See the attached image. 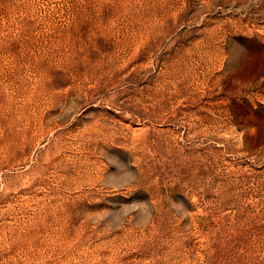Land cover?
Listing matches in <instances>:
<instances>
[{
  "label": "rangeland",
  "instance_id": "374dc122",
  "mask_svg": "<svg viewBox=\"0 0 264 264\" xmlns=\"http://www.w3.org/2000/svg\"><path fill=\"white\" fill-rule=\"evenodd\" d=\"M0 264H264V0H0Z\"/></svg>",
  "mask_w": 264,
  "mask_h": 264
}]
</instances>
